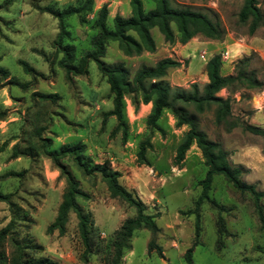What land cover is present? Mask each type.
<instances>
[{
    "label": "rangeland",
    "instance_id": "rangeland-1",
    "mask_svg": "<svg viewBox=\"0 0 264 264\" xmlns=\"http://www.w3.org/2000/svg\"><path fill=\"white\" fill-rule=\"evenodd\" d=\"M80 1L83 0H0V68L7 72L6 77L0 74V193L10 195L21 210L16 228L19 239L41 248L28 251L30 258H46L56 264H108L114 233L125 219L135 216V211L111 196L99 175H84L70 159L62 163L87 195L76 202L91 220L90 238L97 251L83 255L73 213L68 215L62 236L57 232L46 234L61 202L65 180L44 157L42 145L49 142L47 150L54 151L82 143L84 155L92 164L107 161L112 170L119 172V183L135 192L145 205V213L154 217L159 229L156 234L136 230L120 264H186L184 253L193 242L191 212L201 190L198 183L206 173L204 160L193 144L183 161L175 163V151L187 127H176L173 116L165 112L158 121V130L150 134L145 125L150 103L143 104L140 95L124 97L127 136L123 140L115 117L108 115L113 108L109 86L94 62L89 63L86 75L66 81L56 63L60 55L50 58L59 24L70 33L71 40L66 43L75 47L78 60L91 50V41L97 33L93 22L103 5L108 11L106 23L110 28L115 15L130 16V0H92V12L84 20L71 17L61 21L43 11L45 7L62 9ZM141 1L144 10L153 7L148 0ZM170 2L175 8L200 12L218 22L223 30L221 40L197 35L185 45L168 44L157 29H152L154 53L126 57L115 43H109L103 62L123 68L132 80L141 68H152L165 58L178 60L174 50H183V58L187 59L177 61L180 65L168 69L162 78L174 94L190 92L193 85L201 92L206 80L204 63L214 55H220L222 76L232 74L238 60L250 58L248 70L255 73L262 88L223 90L218 96L230 99L231 114L236 121L264 129V25L248 34L247 26L237 19L241 0ZM257 4L264 14V0H257ZM19 61L27 63L37 75L25 74ZM11 80L25 87L14 86ZM36 93L56 98L42 101L34 97ZM187 111L196 117L199 130L226 153L230 166L241 169V180L264 193L262 138L240 127L226 131L216 126L212 111L198 114L193 107ZM147 137L150 147L146 148L144 164H138L139 144ZM208 196L224 210L221 216L227 235L218 239L216 211L203 202L199 245L193 250L192 264H264V228L258 221L252 198L235 191L220 175L213 177ZM259 204L264 216V197ZM9 219L7 204L0 202V229ZM150 240L162 248L163 258L155 252L147 253Z\"/></svg>",
    "mask_w": 264,
    "mask_h": 264
},
{
    "label": "trees",
    "instance_id": "trees-1",
    "mask_svg": "<svg viewBox=\"0 0 264 264\" xmlns=\"http://www.w3.org/2000/svg\"><path fill=\"white\" fill-rule=\"evenodd\" d=\"M152 3V8L144 10L141 0H130V16L123 18L115 15L111 21V28L107 25L108 11L103 5L97 12L93 26L97 31L91 41V50L84 53L78 60L75 58V47L71 45L70 33L62 24H59V31L53 42L54 52L50 58H56L57 66L64 72L67 82L72 78L84 76L88 72L90 62L96 64L97 70L106 79L109 92L112 95V110L108 113L117 122V128L122 130V138L126 139V123L124 120V97L140 95L143 104H151V110L146 117L145 125L148 132L158 130V121L165 112H169L176 127L186 126L187 131L183 135L181 143L175 151L174 161L179 164L184 159L185 152L191 145H195L199 150L206 167V173L198 185L201 187L200 194L194 202L191 214L194 216L193 242L190 248L184 253L186 264H192V253L199 245L200 237V207L203 202L209 203L216 211V235L218 239L227 235V230L223 222L222 206L214 200H210L208 192L214 176L220 175L241 193H247L253 201L254 209L261 227L264 228L263 210L259 201L264 197V193L257 192L253 185H249L241 180V169L230 166L226 153L222 148L210 141L206 134L199 130L197 119L187 111L188 107H193L196 113L203 114L206 111L213 112V121L216 126H222L226 131L240 127L250 134L259 136L264 144V129L236 121L231 114V101L227 98L219 97L218 94L225 91H232L238 88L248 90H259L263 84L257 79L253 71L248 70L250 58L238 60L230 75L220 74V55L212 56L205 64V75L207 83L199 92L197 86L193 85L190 92L178 91L171 93L169 86L163 82L162 78L170 68L178 67L180 64L170 58L158 61L152 68L139 69L132 80L128 79L127 72L121 67H111L103 62L106 47L109 43H115L117 49L126 57H135L145 53H154L156 46L151 36V30L157 29L168 44L175 42L185 45L192 38L201 35L211 40H221L223 30L218 22L207 15L191 11L186 8H175L170 0H148ZM242 5L238 12L237 19L241 25H246L248 34L252 35L264 25V14L259 9L257 0H241ZM93 1L83 0L76 5H68L62 9L45 7L43 11L50 16L65 21L71 17H78L82 20L92 12ZM174 27L176 34L174 33ZM23 72L30 76L37 75L36 72L25 62L19 61ZM0 74L7 76V72L0 68ZM14 86L25 87L16 80H11ZM34 97L42 101L54 100L55 95L34 94ZM2 114L0 113V118ZM49 142L42 145L41 151L52 166L58 170L59 176L65 180V188L61 202L58 206L56 216L51 224L46 228V234L57 232L62 236L65 233V225L70 213L75 215L77 220V231L83 246V255H91L93 241L90 238L92 226L89 216L83 212L77 204V198H86L87 195L80 190L78 181L68 171L62 163L65 159H70L75 166L86 176L97 174L106 182L111 196L117 197L121 202L135 211V216L127 218L120 225L113 235L111 243V254L108 264H120L123 253L129 249V241L136 230L144 229L151 234H156L159 229L156 226L154 217L145 213V205L138 198L134 191L125 189L118 181L120 174L110 168L109 163L92 164L91 160L84 155L85 146L76 143L70 146L60 147L57 150L49 151ZM150 147L147 137L139 144L137 152V163L144 164L146 148ZM19 154L14 153V156ZM18 175V174H11ZM0 202L7 204L10 219L8 223L0 229V264H56L46 258H30L28 251L41 249L20 240L16 228L21 221V210L13 204L11 196L0 193ZM9 250L7 251V247ZM110 252V251H109ZM155 252L159 258H163L162 248L150 240L147 244V253Z\"/></svg>",
    "mask_w": 264,
    "mask_h": 264
},
{
    "label": "crops",
    "instance_id": "crops-1",
    "mask_svg": "<svg viewBox=\"0 0 264 264\" xmlns=\"http://www.w3.org/2000/svg\"><path fill=\"white\" fill-rule=\"evenodd\" d=\"M184 47L185 46H183L181 49H184ZM183 50H180V51H178V52H176L175 50H174V57L175 58H177L178 60H176V61H179V63H180V61H181V59H187V58H183V52H182ZM175 61V60H174ZM203 67H205V63H204V66ZM207 83V77H206V80H205V84ZM150 107H151V104H150Z\"/></svg>",
    "mask_w": 264,
    "mask_h": 264
},
{
    "label": "built area",
    "instance_id": "built-area-1",
    "mask_svg": "<svg viewBox=\"0 0 264 264\" xmlns=\"http://www.w3.org/2000/svg\"><path fill=\"white\" fill-rule=\"evenodd\" d=\"M202 58H203V56H202Z\"/></svg>",
    "mask_w": 264,
    "mask_h": 264
}]
</instances>
